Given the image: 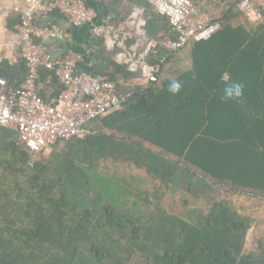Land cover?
I'll use <instances>...</instances> for the list:
<instances>
[{"label":"trees","instance_id":"obj_1","mask_svg":"<svg viewBox=\"0 0 264 264\" xmlns=\"http://www.w3.org/2000/svg\"><path fill=\"white\" fill-rule=\"evenodd\" d=\"M143 3L148 37L159 44L175 39L168 19ZM236 3L229 0L223 16L212 20L220 28L209 39L186 46L188 68L170 65L184 47L168 56L155 83L116 63L96 38L89 61L78 62L76 73L104 76L128 97L119 110L87 122L86 138L52 147L64 143L61 152L32 159L15 130L0 128V264H129L137 254L151 264H264L263 239L244 250L251 216L210 194L223 188L232 197L264 198V25L234 24L241 17ZM15 16L8 22L17 25ZM18 57L0 60L8 91L27 75ZM173 80L182 84L175 95L167 91ZM232 82L243 85V95L222 99ZM36 84L46 102L63 90L44 67ZM107 160L142 170L158 184L156 201L160 187L184 189L206 208L186 199L177 212L155 203L138 217L129 207L98 208L91 173Z\"/></svg>","mask_w":264,"mask_h":264},{"label":"built area","instance_id":"obj_2","mask_svg":"<svg viewBox=\"0 0 264 264\" xmlns=\"http://www.w3.org/2000/svg\"><path fill=\"white\" fill-rule=\"evenodd\" d=\"M144 1L168 19L175 39H164L159 44L148 37L143 7H132L120 27L107 17L96 22L97 13L85 0H25V5L13 6L19 22L11 38L26 63L27 75L14 91H8L7 82L0 79V128L15 130L18 143L33 158L59 141L86 138L90 134L84 127L87 122L119 110L128 97L119 95L115 84L104 76L76 73L81 56L73 53L53 56L47 41L61 35L62 29L57 25L37 26V16L58 12L70 24L90 25L92 35L103 40L114 61L137 73L138 79L146 84L159 80L169 55L209 39L220 28V23L207 20L191 0ZM236 8L248 28L264 25V0H237ZM3 14L0 6V15ZM159 45L167 50L165 55L158 53ZM41 67L53 71L63 86L59 96L49 102L40 95L36 84Z\"/></svg>","mask_w":264,"mask_h":264},{"label":"rangeland","instance_id":"obj_3","mask_svg":"<svg viewBox=\"0 0 264 264\" xmlns=\"http://www.w3.org/2000/svg\"><path fill=\"white\" fill-rule=\"evenodd\" d=\"M182 55L190 57V49L185 48ZM186 59L188 62L190 61V58ZM171 66L172 69H183L186 67V63L181 59V61H175ZM63 145L64 143H59L56 148H48L32 159L49 158L52 151L61 152ZM96 169L97 171L91 173V194L100 195L98 208L104 205H114L120 210L129 207L131 214L138 217L137 215L140 214L141 210H150L155 203L174 212L182 208L181 205L185 199L188 201L189 206L202 208L206 206L203 199L195 202L193 197L186 193L184 189L173 191L160 187L159 193L161 196L159 201H156L153 197V190H158V184L152 181L142 170L136 169L130 164L107 160L100 162ZM136 194L140 195L143 201L140 197H136ZM210 194L211 196H217L219 200L225 199L241 214L251 216L252 223L246 235L245 251L255 248L259 239L264 240V198L232 197V194H229L223 188H218ZM129 264L151 263L137 254Z\"/></svg>","mask_w":264,"mask_h":264},{"label":"crops","instance_id":"obj_4","mask_svg":"<svg viewBox=\"0 0 264 264\" xmlns=\"http://www.w3.org/2000/svg\"><path fill=\"white\" fill-rule=\"evenodd\" d=\"M191 1L199 6L207 20H215L223 16L228 8L227 2L229 0ZM85 2L88 6L95 9L97 13L96 22L99 18L107 17L113 19L115 24L120 27H122L127 20L132 7L145 8L143 0H85ZM16 4L25 5V0H0V6L5 13L0 15V60L8 59L11 63L19 58V52L16 49L17 47L14 46L11 38L16 27V22L12 20L8 22L10 17H16L15 13L12 11L13 6ZM144 15L145 11L143 17ZM239 23L247 27L241 17L234 21V24ZM36 25L40 27L57 25L62 29L61 35L53 36L47 41V45L53 56L61 57L65 54L73 53L81 56L82 60L89 61V55L96 43V37L92 35L90 25L75 26L70 24L59 14L41 17L37 16ZM9 27H12L13 31L9 30ZM183 51L184 49L177 54L176 61H181V59H183L186 63L185 68H188L190 66V61L188 62L186 58L190 57H184L182 55ZM4 185H7V181H5Z\"/></svg>","mask_w":264,"mask_h":264},{"label":"clouds","instance_id":"obj_5","mask_svg":"<svg viewBox=\"0 0 264 264\" xmlns=\"http://www.w3.org/2000/svg\"><path fill=\"white\" fill-rule=\"evenodd\" d=\"M182 84L177 81L173 80L167 87V91L171 94L175 95L180 92ZM243 95V85L239 82H232L230 84H226L223 89V96L222 99L231 100V99H238Z\"/></svg>","mask_w":264,"mask_h":264},{"label":"water","instance_id":"obj_6","mask_svg":"<svg viewBox=\"0 0 264 264\" xmlns=\"http://www.w3.org/2000/svg\"><path fill=\"white\" fill-rule=\"evenodd\" d=\"M100 19V18H99Z\"/></svg>","mask_w":264,"mask_h":264}]
</instances>
